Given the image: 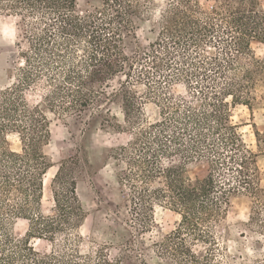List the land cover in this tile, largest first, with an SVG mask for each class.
I'll return each mask as SVG.
<instances>
[{
  "label": "trees",
  "instance_id": "obj_1",
  "mask_svg": "<svg viewBox=\"0 0 264 264\" xmlns=\"http://www.w3.org/2000/svg\"><path fill=\"white\" fill-rule=\"evenodd\" d=\"M95 1L82 11L77 0H0V11L16 19L9 83L0 90V264H112L102 249L95 263L73 246L87 218L77 181L106 166L124 190V212L115 215L127 228L100 231L93 222L92 235L140 264L149 251L158 264H215L230 200L250 203L248 225L264 212L257 165L264 133L254 129L256 149L249 148L231 114L237 106L264 110V57L251 47L264 45V9L259 0H209L208 7L201 0ZM142 28L147 47L128 55L125 45ZM119 77L118 88L108 91ZM174 83L184 86V97L171 91ZM136 86L146 88L143 96ZM37 88L43 93L30 103L27 93ZM149 99L158 108L151 122L142 102ZM49 115L84 119L90 135L97 129L129 139L99 156L81 146L61 160L44 214ZM199 164L206 174L190 177ZM156 206L178 222L146 247L132 231L138 237L148 231ZM19 220L27 223L23 237L14 234ZM32 239L55 247L39 252Z\"/></svg>",
  "mask_w": 264,
  "mask_h": 264
},
{
  "label": "rangeland",
  "instance_id": "obj_2",
  "mask_svg": "<svg viewBox=\"0 0 264 264\" xmlns=\"http://www.w3.org/2000/svg\"><path fill=\"white\" fill-rule=\"evenodd\" d=\"M163 0H156L160 4ZM264 9V0H259ZM203 6L208 7L209 0H201ZM79 10H90L97 5L95 0H77ZM15 17L10 12L0 11V90L8 85L7 79V59L14 50V28ZM146 30L142 28L136 32V38L133 42L125 45V53L133 54L137 48H146ZM251 47L255 55L259 58L264 57V45L253 42ZM119 77L111 83L113 90L118 88ZM140 96L146 92L143 86L133 88ZM171 91L184 97L186 91L181 83H174ZM43 93L41 88L27 93V99L30 103L39 101V96ZM143 112L148 121L158 118V108L152 99L142 100ZM109 111L116 115L121 121V115L118 109L110 105ZM232 122L238 126V132L244 143L251 149H256L254 129L264 133V110L254 108L250 112L245 106H237L232 110ZM51 120V140L45 148L47 155L52 160V167L46 174L43 182V197L41 210L48 214L52 208L49 184L56 173L58 164L63 159H68L77 154L82 146L88 156H99L106 148L125 144L128 139V133H113L102 130H93L90 135L86 131L85 120L73 116L55 117L49 115ZM13 146H16V139H10ZM258 168L260 172V185L264 187V156L258 159ZM206 165L199 164L190 172V177H203L206 174ZM76 193L86 211L87 218L79 230L74 233L77 237L73 246L77 248L81 255H90L96 263L95 252L99 249L104 250L112 264H140L134 260L121 259L120 246L116 243L106 245L101 236H94L91 232L92 223L95 222L96 229L102 231L112 229L121 231L127 228L123 220L119 219L115 212L120 209L124 212L125 193L116 180L110 166L101 167L94 174L88 175L83 180H78ZM250 203L241 197H235L230 200L227 207V214L224 220L220 222L217 239L219 241V252L216 253L215 264H264V212L255 218L251 225H248ZM178 216L168 209L156 206L153 212V223L146 233L138 237L132 231V237L135 240H141L146 247H150L153 242H159L163 236L174 230ZM27 230V223L23 220L16 222L14 234L23 237ZM39 252H49L55 247V244L45 240L32 239L30 242ZM136 255V254H134ZM147 264H158V260L152 251L147 252L145 256ZM94 264V263H92Z\"/></svg>",
  "mask_w": 264,
  "mask_h": 264
},
{
  "label": "bare ground",
  "instance_id": "obj_3",
  "mask_svg": "<svg viewBox=\"0 0 264 264\" xmlns=\"http://www.w3.org/2000/svg\"><path fill=\"white\" fill-rule=\"evenodd\" d=\"M47 177V176H46ZM46 179V178H45Z\"/></svg>",
  "mask_w": 264,
  "mask_h": 264
}]
</instances>
